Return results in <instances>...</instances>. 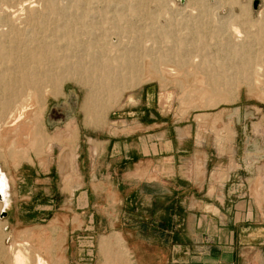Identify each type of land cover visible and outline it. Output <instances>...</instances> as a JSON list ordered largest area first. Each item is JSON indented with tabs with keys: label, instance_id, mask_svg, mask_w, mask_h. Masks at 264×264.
<instances>
[{
	"label": "crops",
	"instance_id": "obj_1",
	"mask_svg": "<svg viewBox=\"0 0 264 264\" xmlns=\"http://www.w3.org/2000/svg\"><path fill=\"white\" fill-rule=\"evenodd\" d=\"M154 98L130 94L98 137L84 134L75 168L72 156L63 168L34 159L5 174L0 264L9 237L36 241L42 227L63 264H264L248 165L201 153L192 124Z\"/></svg>",
	"mask_w": 264,
	"mask_h": 264
},
{
	"label": "rangeland",
	"instance_id": "obj_2",
	"mask_svg": "<svg viewBox=\"0 0 264 264\" xmlns=\"http://www.w3.org/2000/svg\"><path fill=\"white\" fill-rule=\"evenodd\" d=\"M55 1H57L58 4ZM67 1L53 0L58 9L61 8V11L72 13L75 11L73 10L74 8H71V4L74 3V1L70 0L71 3ZM87 1H92L88 6L90 10L93 9L91 12L96 11L94 8L96 5V12H98V15L100 14L99 17L105 18L103 17V13L107 15H105L106 17H109V20L106 22H103V20L101 22L99 18V21L103 24V30L106 31L105 29H107V31H112L114 28L120 31L121 29V38L126 36H130V39L142 38L141 41H143L144 44L159 46L161 48H166L167 45L172 46L170 44L174 36L182 39L188 38L189 41L192 40L193 42V37L191 34L187 33V29L184 26L187 23H191L193 21L192 15L198 14L199 11L195 8V5H190L187 0H171V2L170 0H163L162 3L160 2L158 4L155 0ZM202 1L208 6L207 11L201 12V15L205 19H214V24L215 22L221 21V23H217V25L222 24L225 29L229 28L228 25H237L240 30L247 31L249 34V37H246L248 44L251 43L250 46L260 52L261 47L263 48L264 45V24L260 27L256 19L258 18L257 15L259 10L264 7V0ZM16 2L17 0H0V5L6 3L9 7L15 5ZM63 2L67 7L63 6ZM9 3H11V5ZM38 3L40 4L42 2L38 1L37 4ZM68 3L71 6L68 5ZM39 4L37 8L39 10L38 13L42 11V8H40L42 4ZM61 5L62 7H60ZM126 5L130 6L127 7ZM80 9H87L86 11H88L87 7L86 9ZM116 9L117 11L121 9L125 15L118 24V26H120L119 28L112 27V22L114 20L111 18V12L116 11ZM243 9H245V11ZM190 12L194 14H190ZM244 12L246 13L244 14ZM41 14L42 13H40V15ZM19 15L22 18L24 17L23 12L19 13ZM51 15H45V18L51 21L48 20L49 25H47L48 30L46 32L48 34L50 27L52 28L54 25L53 20L55 18L59 20L60 18L56 12L51 13ZM56 19L55 22L57 21ZM21 20L19 19V23H17V20L16 24H22ZM59 23L60 21H58L57 25ZM117 23L118 20L116 21V24ZM0 24H3L2 26L6 28L4 22H0ZM129 25L132 26V29ZM168 30L174 33H169ZM26 33V37L31 35L30 30H27ZM106 34L110 33L107 32L105 35ZM170 34L172 37L169 36ZM214 36L215 39L211 37V35H208L207 38H204L202 43L191 44L195 47L201 45L205 49L198 51L196 47V51L187 49L182 52L196 55L198 52L202 51L198 54L202 55L206 52L210 56H218L220 59H230L228 55L230 54L229 51L224 48L221 49L223 44H225L223 38H219L215 34ZM105 39H108V35L105 36ZM198 41L199 40H197V42ZM217 43L218 45H216ZM167 51H169V49H167ZM153 54L154 53L151 55L154 56ZM148 57L149 56H145L146 60H143L144 63L136 69L131 84L123 87L120 89L121 91H117L114 95L103 94V98L98 102H103L106 107L99 113L95 111L86 112V110L82 108L83 93L88 85L86 82L78 80L75 77L63 78L59 80L55 86L50 82H43L39 92L35 93L33 90H30L31 93L28 94V96H22L27 97L24 100V102H26L24 105L27 109L25 108L21 111V121L23 124L27 125L18 126V123H15V125L10 126L9 122H6V125L3 126L2 121L7 120L4 118L6 114L0 116V169L8 176L9 180L12 181L13 173L22 161L32 162L35 159L39 161L40 166L42 163L50 161L54 166L55 163H57L63 168L66 160L65 158H71L72 156L75 168V156L82 142H84V134L91 131L94 136H97V129L106 124L113 114L119 111L122 102H124L130 94H153L155 96V102L158 103L161 108L169 110L170 118L177 119L176 123L180 126L192 124L194 138L196 140H201V153H208L212 156L217 155L218 158H223V160L227 162L230 161L233 167L239 166L241 162L248 165L249 193L256 201L264 202V85H262L264 81H261L264 80V56L256 60V63L261 64L258 71L256 70L257 64H254V66L251 65L250 67L247 66L243 72L233 76L231 81L227 82L226 86L231 89L230 94H201L200 92L188 91L197 85V79L191 76H186L187 80L186 77L180 78L179 80H174V78L171 79L166 76L167 74L162 70L164 67H174L170 61L158 59L160 62L157 63L158 61H156L154 67L152 65L150 66ZM71 58L63 62V65L61 64L62 66L55 67L53 72L59 73L67 62L68 65L71 62L70 66L75 65L77 63L76 58ZM230 60H233V58ZM164 62L165 64L163 65ZM83 63L88 67L87 60L83 61ZM84 73L85 71L81 72V75L83 76ZM243 77L246 81L239 82ZM255 82H258L259 85ZM184 86L185 88L189 87L185 89L183 88ZM185 91L187 93H185ZM1 96H3V94H0V97ZM18 107L17 104L15 107V110H17L15 114L20 112ZM10 110L13 111L12 109ZM92 129L94 131H92ZM77 178L78 176L76 177V175H74V183ZM35 236L36 241H33L34 235L32 233L23 234L19 236V238L16 236L9 237L5 242L6 245H8V258L4 260L3 264H11L12 253L20 248L23 249H20L23 253L25 251V255L27 253L26 256H29L26 258L27 264H34L33 258L36 255L41 256L47 264H63V259L55 258L56 255L60 254V244H56L54 238H51L48 228L42 227L40 232L36 233Z\"/></svg>",
	"mask_w": 264,
	"mask_h": 264
},
{
	"label": "bare ground",
	"instance_id": "obj_3",
	"mask_svg": "<svg viewBox=\"0 0 264 264\" xmlns=\"http://www.w3.org/2000/svg\"><path fill=\"white\" fill-rule=\"evenodd\" d=\"M38 1L42 2L40 3L42 4V7H40L42 8V11L40 10V13H42L41 15L38 13L39 10L37 9L39 7V3L37 4ZM68 1L71 3L70 0ZM73 1L74 3L71 4L72 6L68 3V5L75 10L73 11L71 9L73 11H71L72 13L63 10L61 11V8H59V10L53 0H17L15 5H11L12 2L9 3L11 5L9 7L6 3L0 5V22H4V25H6L5 28V26H2L3 24H0V94H3V96L0 97V116L6 114V116L4 115V118L7 119L2 121L3 126L6 125V122H9L10 126L15 125V123H18V126L27 125L23 124L21 121L20 113L26 108L24 105L26 102H24V100L27 98L22 96H28V94L31 93L30 90H33L35 93L39 92L43 82H50L55 86L59 80L63 78L67 79V77H75L78 80L87 83L88 86L83 93L82 108H84L86 112L95 111L99 113L104 107H106L103 102H98L103 98V94L114 95V93H117V91L123 87L131 84L136 69L144 63L143 60H146L145 56H149L148 62H150V66L152 65L154 67L158 59H166L170 61L174 67H164L162 70H164V73L167 74L166 76L171 79L174 78V80H179L186 76H191L194 79H197V85L188 91L200 92L201 94H230L231 89L228 88L226 84L231 81L233 76L239 75L245 70V67H250L251 65L254 66V64H257V71L260 69L261 64L256 63V60L264 56V45L263 48L261 47L260 52L256 51L250 46L251 43L248 44L246 41V37H249L247 31L240 30L237 25H228L229 28L225 29L222 24L217 25V23H221V21L217 23L215 22L214 24V19H205L201 15V12L207 11L208 6L202 0H187L190 5H195V8L200 12H198V14L190 12V14H194L192 15L193 21L184 26L187 29V33L191 34L193 37V42L192 40L189 41L188 38L182 39L175 36L172 37L170 34L169 36L172 37V40L170 39V45L172 46L167 45L166 48L144 44V42L141 41L142 38L134 39L131 37L132 39H130V36L121 38V29L118 31L119 29L113 28V30H109V32L104 28L110 33L106 34L108 35V39H105V33L107 32L103 30V24H101V22L102 20L103 22H106L109 20V17H106L107 15L104 13L103 17L105 18L99 17L100 14L98 15V12H96V5L94 7L96 11L91 12L93 9L90 10L88 6L92 1ZM155 1L158 4L160 2L162 3L163 0ZM55 2L57 3V1ZM63 6H65V3ZM60 7H62V5ZM65 7H67V5ZM86 7L88 8V11H86ZM243 10L245 11V9ZM21 12L24 13L23 18L19 15ZM55 12L60 18L59 20L55 18L57 20L56 22L55 19L53 20L55 23L53 22L54 25L52 24L53 26L52 28L50 27L48 34L46 32L48 30L47 25H49L50 19L45 18V15L48 16ZM246 12H244V14ZM111 13V18L114 20L112 22V27L119 28L120 26H118V24L120 20L125 17L124 13L121 9L120 11H117L116 9V11ZM257 17L256 21L260 24V27H262L261 25L264 24V7L259 10ZM99 18L101 19V22L99 21ZM19 19L22 21V24H16V21L19 23ZM117 20L118 23L116 24ZM58 21H60V23L57 25ZM129 27L131 28L132 26L129 25ZM27 30L31 31V35L28 37L25 36ZM168 32L174 33L170 30H168ZM214 34L219 38H223L225 44H223L221 49H227L230 53L228 54L230 59L233 58V60L220 59L218 56H210L206 52L202 55L198 54L202 51L198 53L194 52L197 53L196 55L191 53L186 54V52L183 53L184 50L187 49L193 51H196L197 48L198 51L205 49L201 45L196 46V48L191 44L202 43L204 38H207L208 35H211V37L215 39ZM197 40L199 41L197 42ZM218 43L216 45H218ZM167 49H169V51H167ZM152 53H154V56L151 55ZM71 57L76 58L77 63L75 65L70 66L71 62L69 65L67 62V65L64 64V67L61 68L59 73H54L55 71L53 72L55 67L62 66L63 62L70 60ZM86 60L88 61V67L83 63V61ZM159 62L160 60L157 63ZM164 64L165 62L163 65ZM83 71H85V73L82 76L81 72ZM160 72L162 73L161 70ZM243 79L239 80V82L246 81L244 77ZM258 82L255 83L259 85ZM263 83L262 85H264ZM183 88H185V86ZM185 93L187 92L185 91ZM17 104L20 112L15 114V111H17L15 110ZM7 179L5 173L0 169L1 206H3V201L6 197ZM20 249H17L12 253L11 264H27L26 258L29 256H26L27 253L25 255V251L23 253V251H21L23 249ZM33 259L34 264H47L39 255H36Z\"/></svg>",
	"mask_w": 264,
	"mask_h": 264
},
{
	"label": "water",
	"instance_id": "obj_4",
	"mask_svg": "<svg viewBox=\"0 0 264 264\" xmlns=\"http://www.w3.org/2000/svg\"><path fill=\"white\" fill-rule=\"evenodd\" d=\"M180 1H182V0H180ZM254 3H255V1H254ZM4 214H5V212H4V210H2L0 216H4Z\"/></svg>",
	"mask_w": 264,
	"mask_h": 264
}]
</instances>
